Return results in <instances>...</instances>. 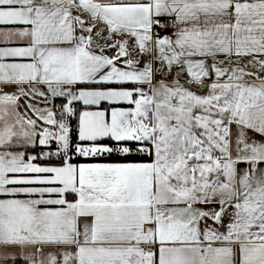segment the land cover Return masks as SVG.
<instances>
[{
  "label": "snow or ice",
  "instance_id": "1",
  "mask_svg": "<svg viewBox=\"0 0 264 264\" xmlns=\"http://www.w3.org/2000/svg\"><path fill=\"white\" fill-rule=\"evenodd\" d=\"M0 264H264V0H0Z\"/></svg>",
  "mask_w": 264,
  "mask_h": 264
}]
</instances>
